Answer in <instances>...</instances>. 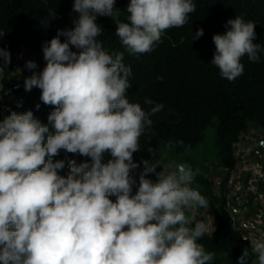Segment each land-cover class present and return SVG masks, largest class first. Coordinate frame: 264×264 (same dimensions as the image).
<instances>
[{
	"label": "clouds",
	"instance_id": "clouds-1",
	"mask_svg": "<svg viewBox=\"0 0 264 264\" xmlns=\"http://www.w3.org/2000/svg\"><path fill=\"white\" fill-rule=\"evenodd\" d=\"M115 5L116 0H73L74 27L58 30L43 45L46 66L25 78L24 88L41 90L40 100L53 108L48 124L31 110L0 119V264H209L214 258L198 242L207 224L185 211L209 208L192 187L198 170L162 164L148 147L152 158L141 161L138 181L133 175L140 168L134 153L141 150V137L164 105L146 98L154 104L146 111L129 102L132 71L124 52L109 53L97 39L103 31L97 17H110L128 54L151 52L166 30L189 22L196 5L130 0L126 20ZM225 27L212 37L210 63L231 82L244 72L242 58L259 61L264 46L254 43V21L236 16ZM203 35L198 29L193 40ZM10 63V52L0 47V73ZM25 66L37 67L31 60ZM60 150L90 162L79 156L54 161ZM105 154L111 157L106 162ZM250 248L252 264H264V240L251 239ZM249 257L245 248L238 264H249Z\"/></svg>",
	"mask_w": 264,
	"mask_h": 264
},
{
	"label": "trees",
	"instance_id": "trees-1",
	"mask_svg": "<svg viewBox=\"0 0 264 264\" xmlns=\"http://www.w3.org/2000/svg\"><path fill=\"white\" fill-rule=\"evenodd\" d=\"M129 2L116 0L115 6L119 12L126 13ZM193 3L196 11L190 14L187 24L166 30L151 52L138 55L125 51L115 34V24L109 23L110 17H97V23L103 29L97 39L109 53L124 52V63L131 67V87L126 93L129 102L139 103L146 111L154 106L146 104V98L164 105L160 112L150 117L152 129L141 137V150L134 153V161L140 164V168L133 172L137 181L139 172L143 170L141 161L152 158L148 147L157 152L171 141L169 151L184 153L204 139L205 129L213 123L214 116L218 117L216 145L221 164L233 162L232 143L240 133L251 124L264 128V52L260 53L257 62L244 56L241 60L244 72L231 82L222 78L219 69L210 63L215 52L213 35L223 34L227 30V21L236 16L255 22L254 43L264 46V0H193ZM77 16L78 13L73 11V0H0V47L11 54V63L3 70L1 78L4 86H9L7 77L15 66L19 67L18 63L24 66L25 78L42 71L46 66L43 45L55 37L58 30L73 28L72 21ZM126 18L127 13L124 20ZM198 29H203L204 35L193 40ZM60 39L63 42L66 38L61 36ZM16 51H23L24 55L18 63L15 62ZM29 60L36 63L35 69L25 66ZM40 95L39 88L26 91L21 86L5 94L4 98L13 101L22 97L25 112L31 110L37 119L48 124L47 117L53 108L44 105ZM38 104L40 107L37 109ZM0 119H3L1 114ZM176 141H183V145L177 146ZM72 156L90 162L89 157L65 150H60L53 160ZM110 158L105 154V162ZM154 159L159 158L156 155ZM150 178L155 179L152 175ZM192 187L198 188L209 205L216 204L212 183L199 170ZM110 199L115 201L116 197L111 196ZM220 211L215 229L198 241L207 252L214 253L209 264H238V257L245 248L250 252L251 264L250 245L232 229L222 208Z\"/></svg>",
	"mask_w": 264,
	"mask_h": 264
},
{
	"label": "built area",
	"instance_id": "built-area-1",
	"mask_svg": "<svg viewBox=\"0 0 264 264\" xmlns=\"http://www.w3.org/2000/svg\"><path fill=\"white\" fill-rule=\"evenodd\" d=\"M23 57V51H16L15 62H20ZM18 65L7 77L9 86L1 82L3 72L0 73V114L3 118L11 111L23 113L25 108L22 97L13 101L4 98L11 90L24 86V66ZM17 68L20 69L18 74ZM261 141H264V129L250 127L232 143V163L207 165L201 171L212 183L216 204L209 205L208 209L197 207L185 211L186 215L205 222L207 233L215 229L222 208L232 229L243 241L250 245L253 238L264 240V145ZM251 256L252 264L256 257L254 254Z\"/></svg>",
	"mask_w": 264,
	"mask_h": 264
},
{
	"label": "rangeland",
	"instance_id": "rangeland-1",
	"mask_svg": "<svg viewBox=\"0 0 264 264\" xmlns=\"http://www.w3.org/2000/svg\"><path fill=\"white\" fill-rule=\"evenodd\" d=\"M121 18L126 17L125 12H120ZM109 23H113L112 19H109ZM218 117H213V123L209 124L204 132V139L199 142L195 147L189 148L184 153H175L169 151L168 147L159 148L157 150V156L163 163L176 162L186 163L193 167V170L202 171L207 165H218L220 160L218 159V150L216 145V124ZM198 189V188H197Z\"/></svg>",
	"mask_w": 264,
	"mask_h": 264
}]
</instances>
